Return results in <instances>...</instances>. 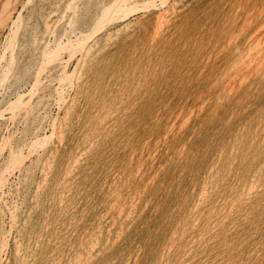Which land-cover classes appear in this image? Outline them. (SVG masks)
Instances as JSON below:
<instances>
[{"label": "rangeland", "instance_id": "374dc122", "mask_svg": "<svg viewBox=\"0 0 264 264\" xmlns=\"http://www.w3.org/2000/svg\"><path fill=\"white\" fill-rule=\"evenodd\" d=\"M0 20V264H264V0Z\"/></svg>", "mask_w": 264, "mask_h": 264}, {"label": "bare ground", "instance_id": "6f19581e", "mask_svg": "<svg viewBox=\"0 0 264 264\" xmlns=\"http://www.w3.org/2000/svg\"><path fill=\"white\" fill-rule=\"evenodd\" d=\"M118 2H120V1H118ZM29 3H30V2H29ZM120 3H121V2H120ZM129 3H130V2H129ZM5 4H6V3H5ZM122 4H123V3H122ZM128 5H129V4H128ZM117 6H118V4H116V7H117ZM109 7H110V6H109ZM122 7H123V6H122ZM126 7H127V6H126ZM129 7H130V6H129ZM113 9H114V8H113ZM115 9H117V8H115ZM115 9H114V10H115ZM5 11H6V10H5ZM106 11H107V10H106ZM111 11H112V10H111ZM4 13H6V12H4ZM4 13H3V14H4ZM3 14H2V15H3ZM6 15H7V14H5V16H6ZM8 15H9V14H8ZM109 15H110V14H109ZM109 15H108V16H109ZM106 17H107V16H106ZM114 17H115V16H114ZM103 20H104V19H103ZM103 20H102V21H103ZM0 21H1V20H0ZM106 23H107V22H106ZM104 24H105V23H104ZM102 25H103V24H102ZM102 25H101L100 27H102ZM103 26H104V25H103ZM80 33H81V32H80ZM66 34H67V32H66ZM71 36H72V35H71ZM67 37H68V36H67ZM68 38H69V37H68ZM82 38H83V37H82ZM53 39H54V38H53ZM57 40H58V39H57ZM69 40H70V39H69ZM60 41L62 42V39H61ZM66 41H67V40H66ZM76 41H77V39H76ZM59 43H60V42H59ZM50 44H51V43H50ZM69 44H70V43H69ZM84 44H85V43H84ZM58 46H59V45H57V47H58ZM12 47H13V46H12ZM51 47H53V46H51ZM55 47H56V46H55ZM59 47H60V46H59ZM80 47H81V46H80ZM50 49H51V48H50ZM81 49H82V48H81ZM261 50H262V49H261ZM75 52H76V51H75ZM57 53H58V52H57ZM51 54H52V53H51ZM67 55H68V54H67ZM53 57H54V56H52V58H53ZM54 58H55V57H54ZM58 58H59V57H58ZM65 58H66V57H65ZM61 62H62V61H61ZM48 65H49V64H48ZM8 72H9V71H8ZM8 72H7V73H8ZM38 74H39V73H38ZM62 74H63V73H62ZM68 75H70V74H68ZM38 77H39V76H38ZM65 78H66V77H65ZM67 78H68V77H67ZM0 81H1V80H0ZM61 81H62V80H61ZM70 81H72V80H70ZM61 83H62V82H61ZM63 84H64V82H63ZM0 85H1V84H0ZM58 89H59V88H58ZM54 90H55V89H54ZM54 104H55V103H54ZM47 143H48V142H47ZM36 146H37V145H36ZM1 149H3V147H2ZM30 154H31V153H30ZM30 154H29V155H30ZM15 156H16V155H15ZM14 158H15V157H14ZM21 161H22V160H21ZM22 162H23V161H22ZM17 163H18V162H17ZM19 163H20V161H19ZM13 165H14V164H13ZM18 166H20V165H18ZM119 211H120V210H119ZM13 216H14V215H13Z\"/></svg>", "mask_w": 264, "mask_h": 264}]
</instances>
